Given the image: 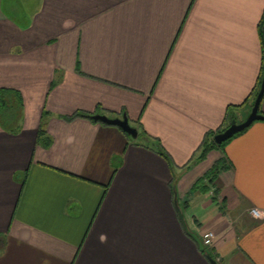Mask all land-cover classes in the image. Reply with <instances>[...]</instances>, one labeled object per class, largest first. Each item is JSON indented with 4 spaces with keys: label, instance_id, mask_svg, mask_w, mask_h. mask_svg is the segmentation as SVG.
Listing matches in <instances>:
<instances>
[{
    "label": "crops",
    "instance_id": "1",
    "mask_svg": "<svg viewBox=\"0 0 264 264\" xmlns=\"http://www.w3.org/2000/svg\"><path fill=\"white\" fill-rule=\"evenodd\" d=\"M263 17L264 0H0V89L22 98L3 95L0 264H264V120L184 168L227 112H250ZM79 110L125 115L137 136L63 118ZM207 231L200 250L190 233Z\"/></svg>",
    "mask_w": 264,
    "mask_h": 264
},
{
    "label": "trees",
    "instance_id": "2",
    "mask_svg": "<svg viewBox=\"0 0 264 264\" xmlns=\"http://www.w3.org/2000/svg\"><path fill=\"white\" fill-rule=\"evenodd\" d=\"M260 36H261V44H262V52H263V63H262V68H261V74L259 76V79L257 80V84L255 89L253 90L252 94H251V98H248L247 101L249 102V106L248 108H251L254 102V99L256 97V94L260 88V84H261V80L264 74V17L261 23V30H260ZM78 69V68H77ZM56 83V79H54L51 84H50V88H52ZM7 93H15L16 95V99H17V104H22V98L19 92L17 91H13V90H7V89H0V122L4 124V114H5V110L9 109V106L7 105L8 102L7 100L3 99V95L7 94ZM264 96V93L260 99V103L261 100ZM234 107V106H233ZM100 108L97 107V112ZM230 109V108H229ZM233 110L227 112V116L225 118V122L222 124V126H220L219 128H217L216 130H211L208 131L200 146L198 147L197 151L193 154V156L191 157L190 161L188 164H185L184 168L188 169L189 167H191L192 165H194L195 163L201 161L202 159L205 158V156L207 155L208 151H210L213 148H217V149H223V147L226 145V143L232 139L233 137L239 135L240 133H242L243 131H245L247 128H245L244 130L234 134L231 138L227 139L226 141L222 142L221 144H217L214 141V136L217 133H220L221 131H223L227 126H229V124L231 123V121L234 119L236 120L235 114L232 112ZM96 111L94 113H89V112H84V111H76L73 114L70 115H66L63 116V118L65 120H72L75 119L77 117H83V118H87L93 122H98L94 119H92V115L97 113ZM258 112L264 115V112L261 110L260 105H259V109ZM50 114L49 111H47L45 108L42 111L41 114V120H40V124L37 130V134H36V143L40 146H42L43 148H49L53 142L51 135L47 132L46 127H45V120L46 117ZM8 115V114H7ZM6 116V115H5ZM10 116V115H9ZM4 117V118H3ZM127 135V134H126ZM128 136V135H127ZM146 139H145V143L144 145L152 150H154L155 152H157L159 155H161L168 163L169 166L171 167V169L175 168V165L173 164L169 154L164 150L163 146L160 144V142L156 139L153 138L149 135H145ZM129 138L132 139V137L129 136ZM225 162L226 159L225 158H221L220 160H218L204 175L203 177L199 178L197 180V182L193 185V189L197 190L200 189L201 191H209V189H211L212 184H214V180L216 179V176L218 174V172L223 169L225 167ZM114 165V170L117 167L116 162L113 163ZM27 176V172L26 171H22V172H16L14 174V178L16 179V181H19V183H24L25 179ZM175 180L176 177L173 176V180L170 184L171 186V190L172 193H175ZM212 194H213V198H215L217 192L215 190V188L212 189ZM180 207V206H179ZM181 211L183 210L182 208H180ZM208 257L215 260L214 256L210 253H207Z\"/></svg>",
    "mask_w": 264,
    "mask_h": 264
},
{
    "label": "water",
    "instance_id": "3",
    "mask_svg": "<svg viewBox=\"0 0 264 264\" xmlns=\"http://www.w3.org/2000/svg\"><path fill=\"white\" fill-rule=\"evenodd\" d=\"M263 93H264V74H263V77L261 80L260 88L256 94L253 105L250 109V112L246 116V118L240 122H237L236 120L233 119L231 121V123L229 124V126H227L220 133H217L214 136V141L217 144H221L222 142L231 138L234 134L244 130L247 127H249L254 121L264 120V115L258 112L259 105H260V99H261ZM91 117H92V119L99 121L101 123L118 126L125 134H127L128 136H130L132 138L137 136V133H138L137 129L130 125V123H129V121L125 115H123L120 118V117H109L105 114L96 113V114H93ZM178 215H179V218L183 221V214L179 208H178ZM190 235L193 238V240L196 241L200 250H203L204 246H203L200 238L194 233H190ZM209 260L212 264H217L215 262V260H213L211 258H209Z\"/></svg>",
    "mask_w": 264,
    "mask_h": 264
},
{
    "label": "built area",
    "instance_id": "4",
    "mask_svg": "<svg viewBox=\"0 0 264 264\" xmlns=\"http://www.w3.org/2000/svg\"><path fill=\"white\" fill-rule=\"evenodd\" d=\"M250 213L255 216V217H260L261 216V212L253 207L250 209ZM214 238V233L211 232V231H207L205 232L203 235H202V238H201V242L204 246L206 245H210L212 243V240Z\"/></svg>",
    "mask_w": 264,
    "mask_h": 264
}]
</instances>
